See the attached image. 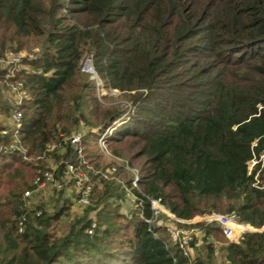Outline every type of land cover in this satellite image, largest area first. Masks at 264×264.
Instances as JSON below:
<instances>
[{
  "label": "trees",
  "instance_id": "1",
  "mask_svg": "<svg viewBox=\"0 0 264 264\" xmlns=\"http://www.w3.org/2000/svg\"><path fill=\"white\" fill-rule=\"evenodd\" d=\"M31 47L40 49L31 72L0 66V116L23 117L17 142L0 125V264H214L211 242L193 259L165 227L153 228V238L145 223L151 200L182 220L235 213L264 228V0H0V58ZM85 57L133 113L104 105L80 71ZM8 86L27 98L8 105ZM114 122L106 145L123 144L144 159L132 218L125 222L111 203L112 180L93 189L87 215L66 231L59 222L72 203L60 193L52 211L41 197L29 207L23 194L47 171L43 160L52 158L58 176L67 163L90 174L103 156L89 154L93 131ZM80 127L88 129L82 159L67 140ZM200 226L205 237L223 240V264H264V231L231 244L217 226Z\"/></svg>",
  "mask_w": 264,
  "mask_h": 264
},
{
  "label": "rangeland",
  "instance_id": "2",
  "mask_svg": "<svg viewBox=\"0 0 264 264\" xmlns=\"http://www.w3.org/2000/svg\"><path fill=\"white\" fill-rule=\"evenodd\" d=\"M11 52V53H10ZM40 53L39 47L35 48H30L29 50H21L19 52H14L13 50L7 51V53L4 54L2 57L5 59V63L0 64L2 67H14V70H24V71H29L31 72L30 66H28L29 63L35 61ZM14 57H17L19 59V63L14 65L11 64V59ZM82 73V72H81ZM101 82V86L98 87V98L102 101V97H105L103 100L104 105L107 108L110 109H121L124 113L123 114H128V113H133L134 106L130 102L129 98L124 97L122 94L119 92H113L107 91L104 89L103 83ZM97 90V89H96ZM2 98L7 101V104L10 106H16L20 103L22 99H26L27 95L25 92H18L17 89L15 88H10V86L7 87V89L2 91ZM14 113V112H13ZM12 112L10 113L9 116H0V125L3 126L6 130L3 132H6L7 134L10 133L13 129V125L11 123V116L13 114ZM88 129L85 127H80L77 129L74 134H79L81 136L87 134ZM6 134V135H7ZM13 137V136H12ZM14 138V137H13ZM14 141H16L14 139ZM95 142L90 140V150L89 154L92 156L96 152L95 149H98L99 153L102 154L103 156L100 159L96 160V163L98 162V167L93 168L95 172H103L105 174L108 173L107 170L111 169L112 167L116 168V172L109 176V180H112L114 182V185L117 186L118 190L114 193V199L112 200L111 203L113 205H118L116 208L118 209L119 213L122 215L124 218L123 220L126 222L125 217L129 219L128 217L133 215V210L135 209V196L132 193V190H138V184L137 187H133L132 181L136 177L139 179L140 171H142L144 159H137L135 160L133 156L136 153V150L129 151L127 146L125 145H120V144H114L111 147H108L107 145L105 147L100 145L97 147H93ZM11 150H16V145H10L9 146ZM102 149V150H101ZM103 151V152H102ZM21 154L24 153V149L19 148V151H17ZM52 159V158H51ZM51 159H45L46 161L43 160V162L47 163V171H53L54 169H57V165L53 163ZM25 161H31L34 162L32 158H28ZM100 170V171H99ZM64 188L61 191H53L52 188H48L43 192H34L30 198H26L29 200V207H34L36 203L38 202V199L41 197L43 199L44 203L47 205V210L52 211L53 207L55 205H59L58 202L55 201V196L60 195V200L61 202L63 199L66 201V203H72L70 204V212L67 214L66 217H63L59 225L63 230L66 231V228L69 224L72 222L76 221L77 219H81L82 217L86 216V210L84 208H81L80 206H76L74 200V188L72 185L68 184L67 182L63 183ZM39 193V194H38ZM41 195V196H40ZM55 197V198H54ZM32 198H34L32 200ZM60 202V204H61ZM88 217L93 219L95 218L94 213H89ZM123 222V221H122ZM124 223V222H123ZM155 225H159L162 227H165L167 229V236L171 237L173 230L177 228H183L184 226L178 225L172 220L168 219L166 213L162 212L159 218L157 219ZM186 230L185 228H183ZM178 230V229H177ZM166 233V232H165ZM172 241V238H169ZM209 240L211 242H214L215 245L214 250H215V257L213 259L214 264H223V253L221 251V247H223L224 243L223 240L219 238H215V236L212 238L210 237ZM207 244V241L204 240L200 244V246L195 247L193 251V257H201L203 258L205 256V252L202 251L204 245Z\"/></svg>",
  "mask_w": 264,
  "mask_h": 264
},
{
  "label": "built area",
  "instance_id": "3",
  "mask_svg": "<svg viewBox=\"0 0 264 264\" xmlns=\"http://www.w3.org/2000/svg\"><path fill=\"white\" fill-rule=\"evenodd\" d=\"M11 64H18L19 59L17 57L12 56ZM5 63V59L0 58V64ZM14 68V67H13ZM80 71L87 75L92 81L95 82V86L98 92V87L101 86V82L98 79L93 66L92 60L89 57H85L80 65ZM20 86V85H19ZM114 92V91H113ZM11 123L13 125L12 135L16 142L18 141V136L20 131L23 127V117L22 113L19 111H15L11 116ZM117 122H114L112 125L106 127L103 131L101 130H94L93 133L98 136L97 144L105 147L107 137L113 132L114 125ZM6 135V132H3ZM83 136L79 134H73L67 140L69 145L74 153H76L79 159L83 158V151L81 149V139ZM56 146H51L46 149L43 153L39 154L35 157V161H40L47 156V153L52 152ZM19 151V148H16ZM102 150V149H101ZM103 152V151H102ZM24 154V153H23ZM103 154V153H102ZM23 159L27 160L28 158L23 155ZM260 161L264 162V154L260 156ZM84 164V162H82ZM256 164L255 161H252L249 164V170L253 168ZM80 166H76L74 164L67 163L64 169L61 172V175L58 176V170L54 169L53 171H45L40 176L36 177L32 182V190H27L23 194V198H30L34 192H43L48 188H52L55 191H61L64 188L63 183L67 182L68 184L72 185L74 190V202L76 206H80L81 208H86L90 205V197L92 195L93 189L100 184L102 180H109V176L113 175L116 172V168L112 167L111 169L107 170L108 173L105 174L103 172H95L94 169L88 168L90 174L83 172L80 170ZM100 171V170H99ZM250 172V171H249ZM138 178H134L132 181L133 187H137ZM140 205H135L139 207ZM150 208L152 211V217L148 220H145V223L149 225V231H151V235L153 238H157L156 232L152 231L153 228H157L159 225H155L157 219L161 215L162 212L166 213L168 219L172 220L178 225L185 226L186 230L183 228H177L173 230L171 235L172 242L180 254L185 257H191L192 247L191 245L195 244L201 237H204L203 227L200 225L207 224V225H215L217 226L223 237L228 243L231 244H238L241 239L249 233H260L264 231V228L256 229L249 225L242 224L238 221L237 215L235 213H228V214H203L201 216L195 217L191 220H182L176 218L174 215L169 213L157 200L150 201ZM142 217V215H141ZM129 219L132 218V215L128 217ZM22 221L19 223L20 232H22ZM95 225L88 231V234H92ZM203 235V236H202ZM205 241L208 243L210 240L207 237H204ZM203 241V240H202ZM191 264H197L192 261Z\"/></svg>",
  "mask_w": 264,
  "mask_h": 264
},
{
  "label": "crops",
  "instance_id": "4",
  "mask_svg": "<svg viewBox=\"0 0 264 264\" xmlns=\"http://www.w3.org/2000/svg\"><path fill=\"white\" fill-rule=\"evenodd\" d=\"M196 217H198V216H196ZM203 236V235H202ZM204 237H205V235H204ZM203 237V238H204ZM201 239V237H199V239H197L198 241L195 243V244H193V247H192V251H191V257L194 259L195 257H193V251H194V248L195 247H198V246H200V244L202 243V240H205V239ZM210 237H208V239H209ZM211 242V241H210ZM211 243H213V244H215L214 242H211Z\"/></svg>",
  "mask_w": 264,
  "mask_h": 264
}]
</instances>
